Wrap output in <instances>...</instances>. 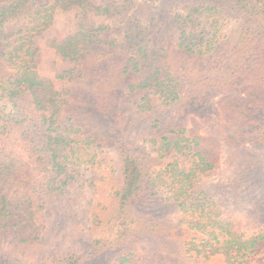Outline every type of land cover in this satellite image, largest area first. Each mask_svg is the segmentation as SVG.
I'll return each instance as SVG.
<instances>
[{
	"label": "trees",
	"instance_id": "trees-1",
	"mask_svg": "<svg viewBox=\"0 0 264 264\" xmlns=\"http://www.w3.org/2000/svg\"><path fill=\"white\" fill-rule=\"evenodd\" d=\"M128 2L0 0V60L10 68L0 79V243L10 237L13 242H29L22 236L37 228V221L49 217L54 207L70 205L80 193L83 180L73 169L89 167L102 153L91 135L77 136L79 128L66 107L69 90H60L54 81L56 77L70 79L90 46L115 45L120 40V48L127 53L123 66L94 68V92L99 98L104 97L102 87H109L105 95L111 96L118 88L117 80L124 77L129 80L128 90L140 93V102L135 104L141 110L149 109L152 99L165 108L187 99L188 89L173 75L164 49L152 41L145 24L125 19L118 29L120 37L114 36V26L96 22L99 16L122 15L130 8ZM170 10L175 47L191 59L190 70L185 72L192 87L218 88L222 93L219 106L225 112L234 109L242 121L227 136L228 142L247 138L254 145H264V0H177ZM59 16L65 18L68 30L48 37L50 44L45 46L67 67L53 77L39 67L37 39ZM252 121L256 124L249 127ZM166 131L154 133L148 141L162 164L155 170L135 154L142 153L139 149L118 143L117 208L122 210L127 203L133 211L138 207L139 213L149 216L146 224L153 228L154 213L146 210L150 200L163 192L179 208V222L193 233L183 243L185 254L203 260L217 256L219 264H256L264 258V227L252 233L238 230L231 217L197 189L196 183L216 166L217 148L194 128ZM22 149L28 161L17 154ZM170 151L181 155L186 165L181 167L167 156ZM143 221L142 215L132 216L128 226L135 222V227L122 228L121 236L132 233ZM91 256L94 253L87 250L77 257H59L53 264H80ZM6 261L1 255L0 264H26ZM112 264L143 263L134 254L124 253Z\"/></svg>",
	"mask_w": 264,
	"mask_h": 264
},
{
	"label": "rangeland",
	"instance_id": "rangeland-1",
	"mask_svg": "<svg viewBox=\"0 0 264 264\" xmlns=\"http://www.w3.org/2000/svg\"><path fill=\"white\" fill-rule=\"evenodd\" d=\"M176 1L130 0V8L122 15L99 16L96 22L114 26V36L120 37L118 29H122L125 19H137L145 24L152 41L164 49L173 75L180 78L185 90L188 89L187 99L168 108L152 99L150 108L141 110L135 104L140 102V93L129 91V80L124 77L117 80L118 88L115 87L111 96H106L109 87H102L104 97L99 98L94 92V68L110 64L123 66L127 53L120 48V40L115 45L90 46L85 59L73 69L70 79L56 77L54 81L60 90H69L66 107L68 115L72 113L74 116L71 121L79 128L77 136L91 135L100 144L102 153L97 154L96 161L89 167L73 169L83 180L80 193L74 195L70 205L63 203L61 207H54L49 217L37 221V228L22 236L29 242H13L11 237L1 241L0 256L8 260L6 262L53 264L59 257L72 254L77 257L78 253L83 255L88 250L94 256L80 264H112L124 253L134 254L143 264H219L221 258L217 256L203 260L184 253L183 243L193 233L179 222V208L165 199L163 192L150 200L146 210L154 213L153 228L147 226L149 216L144 215L146 212L139 213L138 207L133 211L127 203L122 210L117 208L114 191L121 181L118 143L139 149L142 153L135 154L142 155L147 167L155 170L162 164L158 162L155 146L148 141L154 133H166L171 127L194 128L217 148L216 166L196 183L197 189L215 201L236 223L238 230L252 233L264 227V145H254L247 138L228 142L227 136L242 123L238 113L234 109L225 112L219 106L222 93L215 86L209 85L201 90L192 87L185 72L189 69L190 57L175 47L176 29L170 8ZM67 30L65 18L59 16L37 39L42 73L55 77L67 67L45 46V43L50 44L48 37L63 35ZM106 37L108 41L112 39L110 34ZM98 53L103 55L96 59ZM9 72L10 68L0 60V79ZM255 124L252 121L248 126ZM17 154L28 161L24 150ZM166 154L178 160L181 167L186 165V160L178 153L170 151ZM134 215H142L144 221L141 225L138 222L132 233L121 236L122 228L135 227V222L128 226ZM256 264H264V258L257 260Z\"/></svg>",
	"mask_w": 264,
	"mask_h": 264
}]
</instances>
